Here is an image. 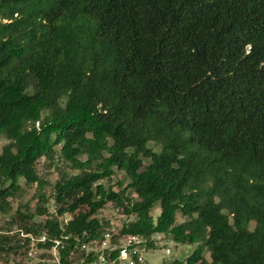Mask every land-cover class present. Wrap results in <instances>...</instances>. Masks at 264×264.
<instances>
[{
  "label": "trees",
  "instance_id": "obj_1",
  "mask_svg": "<svg viewBox=\"0 0 264 264\" xmlns=\"http://www.w3.org/2000/svg\"><path fill=\"white\" fill-rule=\"evenodd\" d=\"M0 140L2 263L159 233L194 246L167 264H264V0H0Z\"/></svg>",
  "mask_w": 264,
  "mask_h": 264
},
{
  "label": "rangeland",
  "instance_id": "obj_2",
  "mask_svg": "<svg viewBox=\"0 0 264 264\" xmlns=\"http://www.w3.org/2000/svg\"><path fill=\"white\" fill-rule=\"evenodd\" d=\"M4 143L3 140H0V146ZM36 169L38 170V173L40 175H45L46 172H48V179H51L54 181V179L57 178V170L53 168L52 166H48V163H46L44 158H41L38 160ZM124 173L121 171H117L111 178V180H102L101 182L104 183L105 185H110L112 186L115 190H117L119 187L117 185V181L123 179ZM126 182V181H125ZM125 184V183H124ZM36 185L28 187L24 194L23 197L19 198V200H13L12 206L15 208L18 204V202H24V203H29L31 208L34 207V203L36 199L33 198V194L36 191ZM158 213L157 209L153 210V216H155ZM68 216V215H67ZM67 216L65 218H67ZM96 216L99 219H106L109 221L110 224V229L113 230L114 234L118 233V229L122 225L123 221L126 219H132V217H127L122 213V208H116L114 207L111 203H107L102 209H100ZM6 217H3L0 215V227L5 226ZM251 226H253V223H251ZM121 240V239H120ZM161 247H154L152 249H148L147 251L143 252L142 256L144 257V263L142 264H167L168 262H171L175 258H184L193 248L194 246L192 245H179L176 244L171 240L170 237H165L163 239ZM169 249L170 253L166 254L165 250ZM53 252V255H55V252ZM39 253L40 251H35V250H30V262L26 263L24 261L22 264H36L38 262L39 258ZM204 255L208 258V253L205 252ZM47 260V259H42V261ZM46 262V261H45ZM0 264H6L0 262ZM13 264V262L9 263ZM119 264H125L123 261H119Z\"/></svg>",
  "mask_w": 264,
  "mask_h": 264
},
{
  "label": "built area",
  "instance_id": "obj_3",
  "mask_svg": "<svg viewBox=\"0 0 264 264\" xmlns=\"http://www.w3.org/2000/svg\"><path fill=\"white\" fill-rule=\"evenodd\" d=\"M111 234H105L102 239L92 241L88 247L97 255L93 260L86 263L78 262L76 264H116L120 260L125 264H142L144 263L143 252L147 251L146 240L138 235H126L119 238V244L112 243ZM164 235L156 233L152 238L154 247H161ZM121 239V240H120ZM119 250V254L115 259L110 256L113 250ZM166 254L170 253L169 249L165 250Z\"/></svg>",
  "mask_w": 264,
  "mask_h": 264
}]
</instances>
